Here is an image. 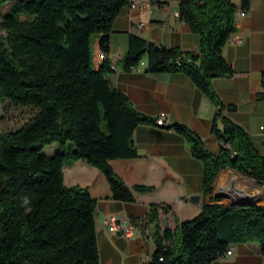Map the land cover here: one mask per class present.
<instances>
[{"label":"trees","instance_id":"1","mask_svg":"<svg viewBox=\"0 0 264 264\" xmlns=\"http://www.w3.org/2000/svg\"><path fill=\"white\" fill-rule=\"evenodd\" d=\"M7 3V13L0 15V101L37 112L18 129L0 133V264H99L95 200L85 188L65 186L62 169L83 160L103 173L114 200L134 202L108 163L137 157L133 133L155 121L111 82L112 26L130 0H0V8ZM247 5L243 0L240 10ZM238 12L231 0H180V18L199 36L197 52L130 35L121 60L124 72L146 56L147 73H183L216 107V154L186 126H170L203 164V195L213 194L224 169L264 186V158L245 129L225 115L233 107L224 106L211 85L233 74L222 49ZM93 34L104 57L97 69L90 67ZM54 143L53 154H42ZM157 210L151 205L150 221L157 220ZM155 242L148 264H209L231 243H257L264 256V205L203 204L197 217L174 232L157 228Z\"/></svg>","mask_w":264,"mask_h":264},{"label":"crops","instance_id":"2","mask_svg":"<svg viewBox=\"0 0 264 264\" xmlns=\"http://www.w3.org/2000/svg\"><path fill=\"white\" fill-rule=\"evenodd\" d=\"M247 1L246 15L237 17L236 29L222 49L233 74L214 78L211 85L222 104L233 107L225 110V115L245 129L254 149L264 158V130L260 129L264 126V0ZM139 2L152 5L143 10L129 6L121 9L113 22L108 56L115 67L111 82L133 107L154 120L164 115V126H157L154 121L135 129L133 143L137 157L108 162L132 192L134 202L114 200L103 173L83 160L67 163L62 169L65 186L85 188L95 200L93 215L99 264H148L157 249V228L162 231L168 225L192 220L200 214L203 204L219 203L215 196L232 190V175L245 181L248 188L255 187L247 176L224 169L218 175L213 194L203 195V164L191 155L187 140L170 126L174 123L186 126L200 137L210 153L216 154L220 144L211 132L216 107L183 73H147L146 56L131 71L121 70L130 35L184 52L198 50L199 36L180 16H175L179 14L180 0ZM231 2L237 10L242 8L243 0ZM96 43L99 65L104 57ZM218 127L222 129L220 123ZM223 173L227 176L219 185ZM134 186L152 190L136 192ZM261 192L258 194L264 205V189ZM194 195L199 197L196 203L190 199ZM151 205L158 206L155 222L149 220ZM111 215L134 221L138 230L130 237L122 236L104 223ZM229 248L231 256L216 257L209 264H264L257 243H231Z\"/></svg>","mask_w":264,"mask_h":264},{"label":"rangeland","instance_id":"3","mask_svg":"<svg viewBox=\"0 0 264 264\" xmlns=\"http://www.w3.org/2000/svg\"><path fill=\"white\" fill-rule=\"evenodd\" d=\"M9 6H10V3H7L2 8H0V15L6 14L9 9ZM96 41H97L96 44L98 46V35L93 34L90 38V67L92 69H97L98 67L96 58H98L99 55L95 53L97 52V50L94 46ZM36 112L37 110L31 106L16 107L12 105L8 100H1L0 101V133L9 132V131L18 129L24 123H26ZM57 147H58V144L56 143L46 146L43 148L42 154L51 155L57 150ZM229 171L236 175H242V174H238L237 172L233 170H229ZM249 180L253 183L255 187L248 188L249 185L247 183L245 184V181H242L241 189L246 190L250 196L249 198H247V200H244V201L247 202V201L252 200L253 203L257 205H261L262 204L261 195H259L258 193H260L262 189L264 188H262V186L257 184L255 181L251 179ZM245 186H247V189H245ZM232 191L236 193V191L232 189L229 193H225L226 195L215 196V198L217 199L219 203L232 204L235 201L233 197L236 196V194H233ZM232 195L233 197H231Z\"/></svg>","mask_w":264,"mask_h":264},{"label":"built area","instance_id":"4","mask_svg":"<svg viewBox=\"0 0 264 264\" xmlns=\"http://www.w3.org/2000/svg\"><path fill=\"white\" fill-rule=\"evenodd\" d=\"M140 0H130L129 3V7L130 9H139V10H143L146 7L151 6L152 4L150 2H139ZM162 3L166 2L167 0H160ZM247 13L246 9L243 10H239L238 12V17H244ZM176 17H179V14L176 13L175 14ZM164 115L161 114L159 117H157L155 119V125L157 126H164ZM261 130H264V126L260 127ZM104 223L106 225H108L113 231L121 234L122 236L125 237H130L132 236L137 230V224L132 221L129 220L127 218H123V217H117L115 215H111L108 216ZM176 226L175 225H168V227L166 228L167 230H169L170 232H174L175 231ZM170 242H167V245H169ZM232 250L231 248H227L223 253L219 254L218 257H229L231 256ZM162 257L160 258V261H162Z\"/></svg>","mask_w":264,"mask_h":264},{"label":"bare ground","instance_id":"5","mask_svg":"<svg viewBox=\"0 0 264 264\" xmlns=\"http://www.w3.org/2000/svg\"><path fill=\"white\" fill-rule=\"evenodd\" d=\"M226 176H227V173H223V174L221 175L220 180H219V185H221V184L223 183V181L225 180ZM230 180H231V184H232V189H233L234 191H236L237 189H238V190L245 191L244 194H238L237 192L234 193V192L232 191L233 194H236V196L233 197V195H232L231 197H233V198L235 199V201H238V202H241V203H245L244 200H247V198H249L250 196L248 195V193H247L246 190L241 189V188H242V181H243V180L239 179L238 177H236V176H234V175H232V176L230 177ZM223 195H226V194H223ZM228 196H230V195H228ZM248 200H249V199H248ZM247 202H250V201H247Z\"/></svg>","mask_w":264,"mask_h":264},{"label":"water","instance_id":"6","mask_svg":"<svg viewBox=\"0 0 264 264\" xmlns=\"http://www.w3.org/2000/svg\"><path fill=\"white\" fill-rule=\"evenodd\" d=\"M236 192L238 193V194H244L245 193V191H242V190H236ZM218 196H223V194H219ZM190 199L193 201V202H197L198 201V199H199V197H198V195H194V196H191L190 197ZM253 202H252V200L250 201V202H245V203H241V202H238V201H234V203L233 204H237V205H249V204H252Z\"/></svg>","mask_w":264,"mask_h":264}]
</instances>
